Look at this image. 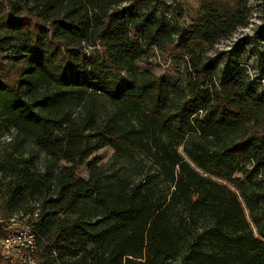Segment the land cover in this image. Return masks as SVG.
<instances>
[{"label": "trees", "instance_id": "obj_1", "mask_svg": "<svg viewBox=\"0 0 264 264\" xmlns=\"http://www.w3.org/2000/svg\"><path fill=\"white\" fill-rule=\"evenodd\" d=\"M130 1L0 0L2 42L20 48L12 63L0 54V121L12 135L0 153L2 218L37 215L32 232L49 264H264V188L236 177L242 160L264 171V96L235 71L200 114L173 103L167 83L137 66L141 18L119 10ZM248 1L215 0L213 21L175 33L155 20L158 47L213 48L245 25ZM101 97L113 107L105 120ZM78 109L84 116L54 136ZM36 127L48 139L34 146ZM72 144L111 147L117 158L143 146L173 191L159 198L94 163L91 198L76 168L61 164ZM180 212L209 225L190 240Z\"/></svg>", "mask_w": 264, "mask_h": 264}, {"label": "rangeland", "instance_id": "obj_2", "mask_svg": "<svg viewBox=\"0 0 264 264\" xmlns=\"http://www.w3.org/2000/svg\"><path fill=\"white\" fill-rule=\"evenodd\" d=\"M125 7L132 8L141 18L134 35L141 41L144 54L137 66L141 72H150L167 83V95L173 103H186L191 110L199 113L203 102L215 98L219 94L218 86L223 79L235 71H242L258 93L264 96V0L248 1L245 25L238 28L229 38L219 41L211 49L204 45L191 44L185 51L169 47L160 49V39L153 29V22L157 20L165 26H170L174 33L190 26L211 22L219 12L215 0H131L119 10ZM3 34L0 31V54L7 63H12L11 58L19 56L20 48L18 45L8 46L3 43ZM173 39L178 40L175 34ZM111 46L107 45L102 49L97 58L102 59L105 50ZM86 52L91 53L93 49L87 48ZM119 75L121 82L122 78L128 77L124 72ZM98 108L101 120L108 118L113 111L106 97L99 99ZM83 116L81 109L69 113L54 136H62L71 121ZM4 126L0 125V153L8 149L12 142L11 131L8 132ZM29 134L34 146L48 139L40 127L32 129ZM183 148L184 146H181L179 151L184 153ZM62 150V166L76 168L78 176L86 182L85 193L91 198L96 195L95 184L90 179V167L94 163L104 176L122 178L131 188L142 186L144 190L151 189L159 198L164 199L173 191L153 153L143 146L126 149L122 158H117L111 147L92 152L83 145L72 144ZM240 167L243 172H238L237 178L247 185L256 183L264 188V171L257 174V166L250 161H240ZM251 174L252 178L249 180ZM179 215L187 220L186 233L190 240L209 225L208 220L198 215L188 212H180ZM36 219L37 215L2 218L0 213V264H49L45 259L48 255L44 250L38 245H31V225ZM255 233L258 234L257 230ZM7 237L12 239L8 248L3 245Z\"/></svg>", "mask_w": 264, "mask_h": 264}, {"label": "built area", "instance_id": "obj_3", "mask_svg": "<svg viewBox=\"0 0 264 264\" xmlns=\"http://www.w3.org/2000/svg\"><path fill=\"white\" fill-rule=\"evenodd\" d=\"M30 237L32 238L31 245H32V247H35L36 246V239L33 235H31ZM11 243H12V239L10 237L5 238V240L3 241V245L6 248L10 247Z\"/></svg>", "mask_w": 264, "mask_h": 264}]
</instances>
